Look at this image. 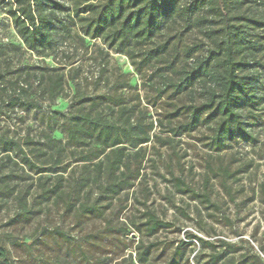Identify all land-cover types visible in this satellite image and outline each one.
Returning <instances> with one entry per match:
<instances>
[{
  "label": "trees",
  "instance_id": "obj_1",
  "mask_svg": "<svg viewBox=\"0 0 264 264\" xmlns=\"http://www.w3.org/2000/svg\"><path fill=\"white\" fill-rule=\"evenodd\" d=\"M0 1L9 6L7 14L25 49L41 57L51 56L58 65L24 66L26 70L12 77L0 66L2 105L11 111L40 109L45 101L52 102L65 95L69 82L76 87L68 110L54 111L55 122L64 134L63 141L49 134L43 141L31 136L23 142L0 136V156L11 159L13 153L15 165L38 174L35 187L40 203L50 200L58 205L68 202L67 195L74 196L75 202L72 206L68 204V209L77 218L100 216V198L111 197L134 185L139 169L132 174L135 169L130 166L131 159L139 161L144 157L143 144L158 139L151 132L153 121L145 123L133 106L125 103L123 95L107 91L79 93L75 78L80 66H71L79 57L67 55L57 59L59 45L73 36L86 50L88 38L98 39L101 44L94 52L106 64L111 53L124 54L157 93L156 99L164 95L170 99L166 103L170 125L165 130L173 135L189 134L204 127L209 131L206 147L216 152L225 150L239 138L254 139L243 117L244 109H253L257 103L253 75L247 70L250 64L245 60L258 45L248 37L244 27L264 26V20L238 11L249 0H69L68 4L60 0ZM231 10H237L235 16L230 15ZM235 18L238 21L231 22ZM191 30L201 33L205 41L192 45L182 42L184 32ZM0 51H6L3 44ZM93 56L92 51L87 60L94 59ZM117 80H120L118 87L129 84L123 72ZM68 158L81 162L82 172L77 178L72 173L64 175ZM176 182L179 190L185 191L180 188L183 182L178 179ZM93 189L98 196L92 202L79 200L84 190L92 193ZM15 191L10 189V193ZM201 196L210 201L205 194ZM15 199L19 202L17 219L29 221L34 204L29 205L21 189ZM146 216L143 224L147 236L170 226L154 213ZM199 240L203 247L213 246L210 241ZM183 244L186 242H179L166 264H189L182 261ZM104 245L102 237L96 234L77 240L58 225L27 239L0 233V264H72L71 259L78 264H111L116 258H106L102 263L95 261V255L104 252ZM152 248H157L155 242L145 245L140 238L135 263L131 258L130 264L148 263ZM120 257L114 264H126L127 258ZM210 258L214 264L222 261L223 256L213 253ZM255 259L262 264L259 255ZM228 261L238 264L234 257ZM247 261L243 255L239 264Z\"/></svg>",
  "mask_w": 264,
  "mask_h": 264
},
{
  "label": "rangeland",
  "instance_id": "obj_2",
  "mask_svg": "<svg viewBox=\"0 0 264 264\" xmlns=\"http://www.w3.org/2000/svg\"><path fill=\"white\" fill-rule=\"evenodd\" d=\"M60 1L69 3V0ZM262 1L249 0L238 11L264 20ZM8 7L0 1V44L6 48L5 53L0 51V66L8 72V76L21 73L26 70L24 66L29 65L44 66L47 63L58 66L51 56L41 57L25 49L11 24ZM236 13L237 10L230 11L232 16ZM236 21L235 18L231 22ZM244 28L248 37L258 45L257 50L247 54L245 60L250 64L247 70L248 74L253 75L257 103L253 109L245 108L243 117L254 139L239 138L221 152L208 150L206 143L209 140L206 137L209 131L204 127L180 136L165 130L170 125L166 105L170 99L165 95L156 99L157 93L146 80L144 82L124 54L111 53L106 64L94 52L101 44L98 39L88 38L87 50L75 36L61 43L57 59L66 58L67 55L79 57L71 66H80L75 78L80 94L107 91L123 95L125 103L133 106L145 123L153 121L151 132L158 139L152 138L143 144L141 152L144 157L139 161L131 159L130 166L135 169L132 174L139 169V174L133 179L134 185L111 197L102 196L98 202L101 215L91 218H77L73 210L68 209V204L72 206L75 202L73 195V198L66 196L67 203L57 205L50 200L40 203L35 187L38 174L21 168L20 164L15 165L13 153L10 154L11 159L3 157L5 155L2 153L0 233H12L18 240L27 239L45 228L58 225L69 230L77 240L96 234L102 237L105 244L102 247L104 252L95 255V261L101 263L109 257L120 260V256L127 258L126 264H130L131 258L135 263L137 241L142 238L145 245L157 244L145 264H166L180 241L186 242L181 248L182 261L189 264H212L210 254L213 253L223 256L222 261L214 264H229L231 257L239 264L243 255L248 260L243 264H259L255 255H259L264 264V26ZM200 41H205L204 37L196 30L184 32L182 42L192 45ZM92 51L94 59L87 60ZM120 72L126 74L129 81L127 86L118 87ZM75 92V84L69 82L65 95L52 102L45 101L40 109L27 112L18 109L11 111L0 100V136L3 134L23 142L31 136L43 141L49 134L63 141L64 134L55 122L57 113L54 111H67ZM66 160L68 168L64 175L72 173L77 178L82 172L81 162ZM176 179L183 182L180 188L185 191L179 190ZM11 188L16 191L10 193ZM19 189L26 194L29 205L34 204V214L27 222L16 217L19 202L15 197ZM203 194L210 201L207 202L201 196ZM97 196L94 189L92 193L84 190L79 200L92 202ZM148 213H154L169 222L170 226L153 236L145 235L143 223ZM199 238L210 241L213 246L203 247ZM116 260L110 263L114 264ZM71 261L78 264L75 259Z\"/></svg>",
  "mask_w": 264,
  "mask_h": 264
}]
</instances>
